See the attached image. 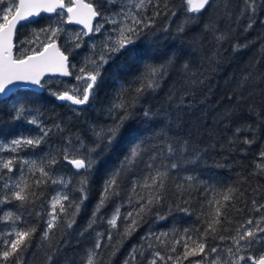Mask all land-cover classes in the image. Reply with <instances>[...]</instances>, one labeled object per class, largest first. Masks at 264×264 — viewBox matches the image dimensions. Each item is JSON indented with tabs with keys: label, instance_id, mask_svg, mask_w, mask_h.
<instances>
[{
	"label": "trees",
	"instance_id": "16d2710c",
	"mask_svg": "<svg viewBox=\"0 0 264 264\" xmlns=\"http://www.w3.org/2000/svg\"><path fill=\"white\" fill-rule=\"evenodd\" d=\"M88 1L93 2V0ZM164 2L165 0H153V4L158 3L159 7L150 6L145 13L149 17L155 11L161 13L156 18L153 28L146 29L138 38H134V46L129 45L127 50L116 53L115 57L102 68L103 83L91 106L76 107L69 102H59L47 90L37 92L30 89H18L7 98L0 97V142L3 144L20 136L40 135L38 125L26 122L32 118L27 113L19 120L13 119L14 105L19 107L23 104L30 108H38L42 113L40 120L45 128H51L62 122L64 130L49 133L46 144L35 149L25 148L18 153L0 152V159L3 160L16 156L21 161L25 159L39 161L50 150L53 154H57L56 150L68 137L75 139L79 136L85 145L94 147L92 129L112 124L113 119L109 116L108 110L116 102L115 97L122 95L125 100H132L135 96L134 89L139 86L134 81L144 72V64L158 65L175 54V63L169 69V74L161 88L151 94L145 93L139 103L131 109L132 117L125 123L119 147L96 157L97 163L87 177V200L81 206V211L75 217V224L71 229L65 231L63 224L55 229L51 246L40 239L46 227L45 221L49 218L52 197L56 196L57 192L64 191L69 194L70 199H79L76 189L82 175H77V170L69 162L64 161L62 155H58L57 163L51 168L50 177L52 179L63 177L70 180L69 187L62 188L61 185L52 184L49 180L47 184L35 190L34 201L26 204L21 211H17L19 201L13 200L10 204L0 205L2 209L0 216L7 212L21 216V222L17 225L19 229L32 227L37 229L32 238L31 247L20 257L22 264H49L48 256L53 257L52 264H87V254L95 246L97 232L103 233L104 236L101 248L97 250L96 264H124L125 260L129 259L133 248H141L142 245L143 256L137 253L134 264H149L155 251H159L165 257L164 261L157 260V264H173V261L167 260V257L172 255L175 259L176 256L182 255L183 247L177 245V252L171 253L169 251L171 243L179 239L186 228L197 230L190 233L193 239L197 240L198 234L203 233L214 214V207L210 205V202L221 200L223 203L222 194L229 187L239 189L243 192V196L237 192L235 198L226 202V207L221 209L222 228H228L229 231L221 230L218 235L226 237L234 235L236 227L247 219L253 218L255 221L264 215V210L257 213L251 204L253 199L258 204H264V168L257 167V165H264V157L259 155L261 151H264V102H262L264 101V3H257L254 17L243 18L237 24L224 17L223 13L227 9H234L238 14V5L242 7L240 0H214L213 8L204 10L195 19H189L186 15L184 0H167L168 8L164 7ZM99 3L103 6L97 7V10L102 15L96 19L94 27L98 23L103 24L104 27L101 33L84 36L80 48L70 53L66 50L64 43L67 40L71 45V37L83 30L80 26L68 23L66 15L60 17L57 13L52 16L41 14L35 20L37 22L27 23L18 28L14 39L15 58L22 59L33 54L31 51L33 48L37 51L41 50L39 44L20 43L34 39V30L38 31L47 26H60L64 31L60 33L57 41L69 57V66L75 64L76 69L70 67L73 76L47 77L44 80H63L69 87L76 84L74 79L76 71L83 66L86 58L93 56L91 45L95 43L99 46L115 27L106 22L104 17H111L119 12L126 0H114V2L99 0ZM214 9H216L215 15H213ZM171 11H175L176 14L170 15ZM58 21L63 23L58 25ZM210 21L215 23L221 31H227L231 27L229 39L223 42L222 46L213 39V33L205 29V25ZM252 21H254L253 27L247 29L248 23ZM165 28H167L166 32ZM181 28L183 31L179 30ZM237 45L241 47L238 51H234ZM133 53L138 55L134 58ZM140 54H143L142 57ZM185 62L190 64L193 72L204 74L197 77L204 80L203 85L184 87L185 77L182 65ZM248 73H252V79L241 87V79ZM122 85L125 90L131 88L133 91H124L121 94ZM170 92H176V98L171 102V107L168 100ZM185 92H191L192 95H184ZM229 96L233 98L229 100ZM240 96L248 99L238 102ZM180 97L184 99L183 106H180ZM146 108L151 109L150 118H146L143 114ZM73 109H82V111L77 112ZM225 113L230 115L223 118ZM113 116H116L115 112ZM249 126L251 131L246 130ZM237 128L242 131L237 133L235 131ZM157 132H164L175 139H190L193 147L200 149L202 159L193 165H186L178 172L170 173L163 202L153 207L137 230L120 242L116 250L112 245H116L119 241L117 232H123V216L131 210L127 201L132 194V181L138 179L139 175L123 173L118 181L120 195L106 201L97 214L98 219L93 229L87 232L85 229L100 202L105 180L120 166L124 154L139 139ZM246 139L254 142L250 145L244 144L243 141ZM3 173L6 179L11 177L12 180H16L21 175L16 165L13 166V172L9 173L7 169H4ZM24 174L30 182L38 178V174L36 177L29 174L27 168L24 169ZM187 176L196 177V180L192 182L194 191L191 196L176 188V185L185 183L183 178ZM118 206H122L121 220L117 221V229L112 230L113 239L109 245L107 233L110 228L107 220L112 217ZM184 207L188 208V213L180 211ZM158 217H165V219H158ZM224 217L227 218L226 221ZM9 223L0 222V235H4L9 230ZM174 232L175 235H173ZM161 233H169L166 246L157 242L152 249H148L147 244L151 241L143 238L149 234ZM206 243L209 247H218V251L232 246L231 241L227 239L224 241L208 239ZM194 246L190 242V247ZM55 249L59 251L54 255ZM257 250L264 253V243L253 244L251 254L257 255ZM248 254V252L241 253L245 257ZM214 256L215 254H210L209 260ZM200 260L201 256H190L182 260V264H196ZM8 264H16V260L10 257ZM204 264L208 262L205 261ZM241 264L246 262L241 261Z\"/></svg>",
	"mask_w": 264,
	"mask_h": 264
},
{
	"label": "snow or ice",
	"instance_id": "6c2138e0",
	"mask_svg": "<svg viewBox=\"0 0 264 264\" xmlns=\"http://www.w3.org/2000/svg\"><path fill=\"white\" fill-rule=\"evenodd\" d=\"M258 2L264 3V0H240L242 7L238 5V14L234 9H227L223 15L233 23L238 24L241 19L246 17L251 19L256 15ZM184 3L186 4V15L189 16V19H195L204 10L212 9L214 0H184ZM102 6L99 0H93L91 3H85V0H67V3H65V0H0V20H2L0 22V94L7 95L9 91L8 85L14 82H21L34 85L41 90H47L50 95L59 101L71 102V105L74 106H91L95 102L100 85L103 83L102 68L109 60L115 57L116 53L127 50L129 45L134 46V38H138L146 29L153 28L156 18L161 13L155 11L151 17L145 15V13L150 6L158 8V3L153 4V0H126L119 12L111 17H104L106 22L115 25V27L106 35V38L101 41L99 46L95 43L91 45L93 56L86 58L83 66L76 71L74 79L77 83L71 87L63 80H44L42 82L41 79L45 73L73 76V72L69 71L68 56L60 51L56 43L60 33L64 31L62 27L47 26L38 31L34 30V39L21 41L20 43L39 44L41 45V50L37 51L36 48H33L31 50L33 54L22 59L13 58V37L18 23L23 22L21 26L27 23H35L37 21L32 18L38 17L41 12L57 13L60 17L66 15L67 22L74 21L83 25L84 29H87V31L81 30L73 35L71 37V45H69L67 40L64 42L66 50L71 53L81 47L84 36H88L89 33H101L104 25L98 23L94 27L92 21L102 15L97 10V7ZM164 7L168 8L167 0L164 2ZM215 12L216 9L213 10V15H215ZM175 14V11L170 12L172 16ZM60 23H63V21H58V25ZM253 23L254 21L248 23L247 29H251ZM205 29L213 33V39L221 46L223 42H227L231 32V27L227 31H221L211 21L205 25ZM179 30L183 31V28ZM164 31L166 32L167 28ZM42 36L43 39H41ZM240 47L237 45L233 50L238 51ZM132 55L135 58L138 54L133 53ZM140 55L142 57L143 54ZM174 63L175 54L158 65L144 64V72L134 81L139 86L134 89L135 96L133 99L125 100L122 95H117L115 97L116 102L108 110L109 116L113 119L112 124L92 129L94 147L85 145L79 136L75 139L68 137L63 145L56 150L57 154H53L50 150L39 161L27 159L21 161L16 156H12L7 160L0 159V205L10 204L13 200L19 201L20 205L17 207V211H21L26 204H31L36 198L35 190L39 189L41 185L47 184L49 180H51L52 184L61 185L62 188L69 187L71 184L70 180H66L63 177L57 179L50 177L52 166L57 163L58 155H62V159L69 162L77 170L76 174L82 175V179L78 182L79 186L76 189L79 194L78 200L70 199L67 192L59 191L50 201L51 211L48 213L49 218L45 221L46 227L40 239L51 246L55 229L63 224L64 230L67 231L75 224V217L80 213L81 206L87 200V177L97 163L96 157L119 147L125 123L132 117L131 109L139 103L145 93L151 94L161 88L163 81L169 74V69ZM70 67L76 69L75 64ZM182 71L185 77V88L204 84V80L197 78L204 74L193 72L188 62L182 65ZM251 79L252 73L243 76L240 86H245ZM124 91L132 92L133 89L128 88L125 90L122 85L121 94ZM184 95H192V93L185 92ZM175 98L176 92H170L168 96L170 107L172 106L171 102ZM232 98V96H229V100ZM247 99V97L240 96L238 102H243ZM183 104L184 99L180 97V106H183ZM73 110L82 111V109ZM13 111L15 112L13 117L15 120L21 119L26 113L30 115L32 118L26 122L38 125L40 135L35 137L20 136L11 139L7 144L0 142V152L18 153L25 148L35 149L47 143L49 133L62 132L64 130L62 122L53 125L51 128L43 127V122L40 120L42 113H40L38 108H30L21 104L19 107L14 105ZM114 112L116 116H113ZM143 114L146 118H150L152 116L151 109H144ZM228 115L230 114L225 113L223 118ZM246 130L251 131V126ZM235 131L240 133L242 129L237 128ZM253 142V140L247 139L243 141L244 144L249 145ZM259 155L264 157V151H261ZM200 159H202L200 149L193 147L190 139L171 138L164 132L153 133L151 136L139 139L124 154L120 161V166L105 180L100 202L96 206L85 232L93 229L98 219L97 214L104 207L106 201L120 195V184L118 181L121 175L125 172H129L133 176L139 175L138 179L132 181V194L127 201L131 210L127 211L123 216V232H117L119 241L116 245H112L118 250L119 243L130 237L137 230L154 206L163 202L166 197V183L170 178V173L173 171L178 172L186 165H193ZM14 165L19 167L20 177L16 180H12L11 177L6 179L3 170L7 169L11 173ZM141 165H143L142 168ZM257 167L264 168V165H257ZM25 168L33 177L38 174V178L30 182L24 174ZM144 173H147V175H144ZM183 179L185 183L176 185V188L178 191L187 192L191 196L194 191L192 182L196 180V177L187 176ZM185 184H187V187H185ZM237 192L243 196V192L239 189L229 187L222 194L223 203L221 200H215L214 203L210 202V205L214 207V214L208 222L207 228L204 229L203 233L198 234L197 240H194L190 234L191 232H196V229H184V234L180 235V238L169 246V251L176 253L177 245H182V255L176 256L175 259L172 255H169L167 260L173 261V264H182V260H186L190 256H201V260L197 261L196 264H204L205 261L208 264H241V261H245L246 264H264V253L257 250V255L251 254L253 244L264 243V226H262L264 225V215H261L259 219H255V221L253 218L247 219L236 227L234 235L227 237L218 235L221 230L224 232L229 231L228 228H222L223 213L221 209L226 207V202L235 198ZM251 204L257 213L264 210V204H258L255 199L251 201ZM121 207L118 206L112 217L107 220L110 228L107 233L109 245H111L113 239L112 230L117 229V221L121 220ZM180 211L188 213V208H181ZM158 219H165V217H158ZM224 220L226 221L227 218L224 217ZM0 222H10L9 230L4 235H0V249H3L0 250V262L8 264L11 257L16 260V264H22L20 257L23 252L31 247L32 238L36 234L37 229L35 227L24 230L19 229L17 225L21 222V216L15 215L13 212H7L0 216ZM173 235H175V232ZM103 236V233H96L95 246L87 254V264H96L97 250L101 248ZM168 236L169 233L149 234L143 239L151 241V243L147 244V248L152 249L157 242L162 246H166ZM208 239H219L220 241L227 239L231 241L232 246L218 251V247L208 246L206 243ZM190 242L195 246L190 247ZM142 248L143 245L141 248H133L129 259H126L124 264H134L137 253L143 256ZM58 251V249H55L54 255L58 254ZM242 252H248L249 254L245 257L241 255ZM210 254H215L211 260H209ZM47 259L49 264H52L53 257L48 256ZM157 260H165V257L159 251L154 252L153 259L149 261V264H157Z\"/></svg>",
	"mask_w": 264,
	"mask_h": 264
},
{
	"label": "water",
	"instance_id": "95a60500",
	"mask_svg": "<svg viewBox=\"0 0 264 264\" xmlns=\"http://www.w3.org/2000/svg\"><path fill=\"white\" fill-rule=\"evenodd\" d=\"M85 3H91V2H89L88 0H85ZM41 14H46V15H49V16H52V15H54L55 13H45V12H41L40 13V15ZM39 15V16H40ZM39 16L38 17H33L32 19L33 20H36L37 18H39ZM98 17H96V18H94L93 19V21H92V24H93V26L95 25V21H96V19H97ZM68 23H70V24H72V25H77V26H80L84 31H87V29H84V26L83 25H80V24H78V23H76V22H68ZM21 24H23V22H20V23H18L17 24V28H16V30H15V35H14V37H13V49H12V55H13V58H15V55H14V48H15V42H14V39H15V36H16V32H17V30H18V28L19 27H21ZM92 33H89V35L88 36H90ZM56 43H57V45L59 46V48H60V51L61 52H63V50L61 49V47H60V44H59V42L56 40ZM64 53V52H63ZM65 54V53H64ZM30 55H32V54H30ZM66 56H68L67 54H65ZM68 63H69V57H68ZM69 71H70V66H69ZM47 77H61V78H65V77H69V76H61L59 73H45V75L41 78L42 79V81L45 79V78H47ZM8 87V89H9V91H8V93H7V95H3V94H0V97L1 98H7V97H9V96H11V94L13 93V91L14 90H18V89H30V90H34V91H37V92H42L43 90H41L39 87H36V86H34V85H29V84H25V83H21V82H14L13 84H11V85H8L7 86ZM59 101V100H58ZM59 102H66V101H59ZM70 104H71V102H69ZM82 106V105H81ZM81 106H76V107H81Z\"/></svg>",
	"mask_w": 264,
	"mask_h": 264
}]
</instances>
